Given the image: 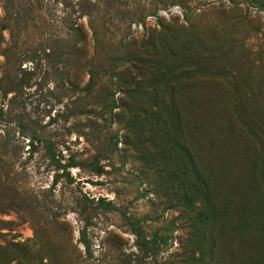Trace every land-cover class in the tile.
<instances>
[{
	"label": "rangeland",
	"instance_id": "rangeland-1",
	"mask_svg": "<svg viewBox=\"0 0 264 264\" xmlns=\"http://www.w3.org/2000/svg\"><path fill=\"white\" fill-rule=\"evenodd\" d=\"M0 264H264V0H0Z\"/></svg>",
	"mask_w": 264,
	"mask_h": 264
}]
</instances>
